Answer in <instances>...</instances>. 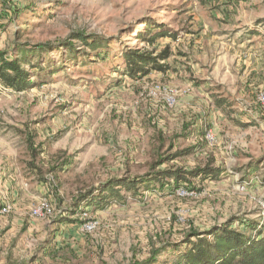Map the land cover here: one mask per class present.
<instances>
[{"label":"rangeland","instance_id":"374dc122","mask_svg":"<svg viewBox=\"0 0 264 264\" xmlns=\"http://www.w3.org/2000/svg\"><path fill=\"white\" fill-rule=\"evenodd\" d=\"M222 7L227 18L220 16ZM263 19L264 0H0V54L7 58L21 57L23 46L62 45L76 32L110 41L97 52L74 42L80 51L70 64L65 49L28 53L31 64L23 66L33 86L16 92L0 83V209L10 207L0 215V264H129L160 246L165 249L157 264H173L179 254L171 246L192 230L230 222L251 234L247 225L261 223L264 204V106L257 103L264 60L258 81L243 61L250 54L264 57V28L256 27L260 36L248 30ZM146 21L164 24L176 40L149 47L136 39ZM204 21L244 28L239 37L250 41L236 58L239 65L223 62L216 77L208 68L190 73L182 59L183 36ZM126 47H169L168 70L128 79L119 58ZM217 75H225L222 84H215ZM203 78L213 85L205 86ZM156 84L186 93L170 108L152 94ZM213 96L231 103V119L216 110ZM180 152L186 153L157 166ZM206 164L222 170L218 180H194L190 189H142L103 210L79 201L75 211L79 193L111 177ZM180 189L188 195H178ZM42 200L50 202L53 216L31 218ZM89 220L100 225L86 234L82 227Z\"/></svg>","mask_w":264,"mask_h":264},{"label":"trees","instance_id":"16d2710c","mask_svg":"<svg viewBox=\"0 0 264 264\" xmlns=\"http://www.w3.org/2000/svg\"><path fill=\"white\" fill-rule=\"evenodd\" d=\"M260 22L264 23V19ZM144 25L145 31L137 33L136 39L145 42L149 47H153L160 39L167 38L175 41L177 38V33L166 29L162 23L154 24L146 21ZM250 33H255V31L250 30ZM74 42L82 44L90 49L91 52L105 49L110 44L109 39L76 32L62 45L52 47L51 44L47 43L36 45L35 48L31 49H27V46L19 47L18 50L22 55L21 57L7 58L0 54V83L5 88L16 92L31 88L34 83L31 80L30 73L23 66L24 64L25 66L31 64V62L26 60V54H34L36 50L37 53H42L65 49L72 56V59L68 61L70 64L76 61V54L80 51L76 50ZM170 56L169 47H165L158 52L155 49L126 47L119 58L125 68L124 75L130 80H136L148 76L151 72L165 73L169 67L164 62ZM38 58H41V55ZM64 68L66 66L63 65L61 69L63 70ZM213 104L228 119H231L233 111H231V103L226 98L213 96ZM185 153L180 152L170 155L166 159L159 161L157 166ZM57 170V168L52 167L51 172L57 173ZM221 174L222 170L219 167L206 164L204 166H196L191 170L165 168L152 171L141 177L114 176L107 179L97 188H91L79 193L76 199L77 202L74 203V208L75 211L80 208V201L84 208H93L95 211L103 210L111 203L124 204L127 200L124 194H129L132 198H135L142 189L145 192L153 188L164 189L167 186L173 188L183 186L190 189L194 180H198L201 183L206 180L216 181ZM41 180L44 179L41 178ZM262 182L264 184V168ZM231 226L232 223L229 222L213 226L204 231H190L184 236L182 241L171 246V253L179 254L173 264H264V223H249L247 225L251 232L249 235L231 228ZM181 246L185 247L182 252L179 251ZM164 249L161 246L152 247L146 259L142 261L133 260L129 264H157L158 255L164 252Z\"/></svg>","mask_w":264,"mask_h":264},{"label":"crops","instance_id":"0c3cea01","mask_svg":"<svg viewBox=\"0 0 264 264\" xmlns=\"http://www.w3.org/2000/svg\"><path fill=\"white\" fill-rule=\"evenodd\" d=\"M210 1L215 2L216 5L218 4V2H222L223 0ZM210 15L214 19L218 17L214 11H211ZM220 16L221 18L222 16L227 18L226 10L224 7L221 8ZM244 24L247 25L249 24V22H245ZM258 25L264 28L263 22H256L255 25L253 23V25L249 27V31H255L252 36H260V34H263L261 32L258 33L256 28ZM239 30L241 29H234V26H224L216 21L214 23H208L204 21L203 24L199 23L196 26H192L183 36L182 41L185 44L183 50L179 45H176L175 48L179 51L182 50V52H186L187 56L182 59L187 60L186 63L191 66L188 67L190 73H192L193 71L197 72V70L198 72H204L205 69L208 68V70L210 69L212 77H216L218 70L220 69L222 71L224 68L221 66V64L223 62L227 63L236 61V58L238 59V57L241 58V54L243 53L241 48H243L244 46H246L245 44L250 42L246 40V38L242 39L239 37L242 34L241 32L245 29L242 28V31ZM259 47H261L260 44H257L254 48ZM259 54L262 55V52L259 51ZM261 55L259 57H261ZM250 56L251 58L249 60L243 61V64L245 65V72H248V74L251 73L253 76H256L257 78L255 80L258 81V78L261 76L260 72L263 71L262 63H260V61L264 60V57H261L259 59H253L251 54ZM176 58L179 59L180 57ZM236 63L237 65H239L238 61H236ZM176 65L179 66V63H176ZM226 68H228V65H226ZM226 70L228 71V69ZM219 77L220 76L217 75V78ZM224 77L225 75L223 76V79ZM219 79L220 81H217L215 84L223 83V79ZM200 80H203L205 82V86H211L212 84L211 81H209V78H203Z\"/></svg>","mask_w":264,"mask_h":264},{"label":"built area","instance_id":"2783aa9c","mask_svg":"<svg viewBox=\"0 0 264 264\" xmlns=\"http://www.w3.org/2000/svg\"><path fill=\"white\" fill-rule=\"evenodd\" d=\"M151 92L155 96H161L165 101L167 107L173 108L177 105L178 96L182 93L185 94L186 91H179L176 88H172L169 86L162 85H154L151 89ZM257 103L264 106V91L260 92L257 96ZM212 136L209 134L206 135V139L210 140ZM178 195L184 196L188 195V192L180 189ZM262 221L264 223V204L262 205ZM10 212V207L8 205H4L2 209H0V215H6ZM54 214V208L50 204L48 200H42L35 208L31 210V218L45 220L49 219ZM99 222L97 220H89L87 221L83 227L82 231L86 234H91L99 228Z\"/></svg>","mask_w":264,"mask_h":264}]
</instances>
